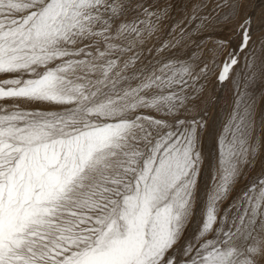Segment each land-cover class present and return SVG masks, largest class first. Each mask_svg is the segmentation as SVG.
I'll list each match as a JSON object with an SVG mask.
<instances>
[{"label": "snow or ice", "instance_id": "snow-or-ice-1", "mask_svg": "<svg viewBox=\"0 0 264 264\" xmlns=\"http://www.w3.org/2000/svg\"><path fill=\"white\" fill-rule=\"evenodd\" d=\"M244 8L0 0V264H264V9ZM210 84L234 100L206 118Z\"/></svg>", "mask_w": 264, "mask_h": 264}, {"label": "rangeland", "instance_id": "rangeland-1", "mask_svg": "<svg viewBox=\"0 0 264 264\" xmlns=\"http://www.w3.org/2000/svg\"><path fill=\"white\" fill-rule=\"evenodd\" d=\"M160 2L166 6H169L171 16L173 20H179L181 18L182 13H191L194 5L201 3V0H160ZM245 8L244 10L249 12L253 16H259V13L262 9H264V0H244ZM192 39H196L194 35ZM191 41L186 40L184 47L190 45ZM207 43V41H205ZM191 54V53H190ZM206 96L211 97L212 107L209 109L206 118L215 116L218 114L220 109L231 110L234 96L231 86L224 87L222 85H216L213 87L212 84L209 85L208 90L205 93ZM201 108L207 107V103H202L200 105ZM261 135H264V132H261ZM260 171V165L253 170L252 174Z\"/></svg>", "mask_w": 264, "mask_h": 264}]
</instances>
